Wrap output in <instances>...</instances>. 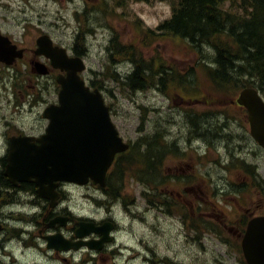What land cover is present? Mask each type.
<instances>
[{
	"label": "clouds",
	"instance_id": "9594fccd",
	"mask_svg": "<svg viewBox=\"0 0 264 264\" xmlns=\"http://www.w3.org/2000/svg\"><path fill=\"white\" fill-rule=\"evenodd\" d=\"M69 8L71 9V5ZM80 10H83L82 5ZM67 15L71 17V10ZM91 15L100 16L101 13ZM90 26L97 28V31L100 30L94 20L90 21ZM104 31L107 34V30ZM67 32L71 41L72 29H68ZM87 40L88 56L94 59L97 42H93L90 35ZM104 43L107 44V40ZM201 47L206 56L217 55L211 45L203 43ZM202 63L213 70L219 67L214 59H203ZM114 69L122 77L130 75L135 70L130 62L117 64ZM45 83L49 92H52L53 81L41 77L39 87L42 89ZM137 95L140 96L142 93L138 91ZM33 100L32 95L26 97L22 106L13 113L11 124L25 135H42L47 128L44 114L48 96L42 91L41 100L35 103ZM156 107L166 105L157 103ZM172 116L176 123L166 125L167 134L163 135V141L168 144L175 141L181 152H188L191 147L200 157L207 156L209 144L205 139L195 137L189 146L187 139L184 138L188 131V126L181 127L184 113L173 112ZM210 120L213 124L227 123V127L223 128L224 133L232 135L233 142L240 146L239 151L230 155L227 140L221 138L215 142L214 151L219 157L220 165L214 166L215 170H211L213 166L210 165L208 176L212 186L217 190V200L222 202L225 193L231 194L227 166L233 156L249 164L255 161L257 178L264 179V148L257 147L255 140L247 134L238 120L228 119L223 113L211 117ZM201 127L207 128L208 124L202 122ZM8 130L7 125L0 123V157L7 152ZM181 133L183 137L180 136ZM254 151L257 152L255 157L252 155ZM51 167L52 165H49V168ZM35 179L38 180L37 177ZM100 183L94 177L89 180V176L84 179L58 178L53 180L52 184L45 183L43 187L50 188L55 185L53 191L56 199L51 207L53 214L66 212L89 230L107 227L105 251L111 253L108 257L110 264H152L154 255L161 260L171 261V264H213L210 249L201 250L196 243L188 241L184 223L179 217L168 216L166 219L160 217L156 207L147 204V201L141 202L139 198L134 203H126L121 197L112 196L106 184L100 187ZM143 191L152 194V189L147 185L143 186ZM37 200L36 193L20 188L9 202L0 203V226L7 225V228L12 230L9 232L0 227V264H95L97 251L87 244L61 250L52 246L49 239L52 233L42 231L36 223L44 212V207L36 202ZM72 236L70 231L63 229L60 231V237L65 241H72Z\"/></svg>",
	"mask_w": 264,
	"mask_h": 264
},
{
	"label": "rangeland",
	"instance_id": "374dc122",
	"mask_svg": "<svg viewBox=\"0 0 264 264\" xmlns=\"http://www.w3.org/2000/svg\"><path fill=\"white\" fill-rule=\"evenodd\" d=\"M161 1L162 0H130L131 4H135L132 6V13H127L124 17L120 18H103L102 15L96 17L91 16L92 20L96 21V23L98 22L97 27L100 30L97 31L96 28V34L92 37L93 42H97V53L94 59H89L90 67L95 65L96 69L100 70L99 63H102L100 62V58L105 56V48L107 45L104 41L107 40L108 43L109 38L112 34H114V30L115 33L117 32L120 35L122 42H125L126 44H135V39L140 36L137 33L134 23V20L138 19L137 16L141 18L146 26L152 28L157 26L163 19L169 18L172 13L171 5L166 1L164 3ZM70 5L71 9L69 8ZM81 5L84 9L86 1L0 0V26L4 29V31L18 38L23 37L25 29H27V38H37L39 33L44 31L54 36V38L65 41L60 43L69 46L73 44L72 40L75 36V32L79 29L75 11L80 9ZM69 10H71V17L67 15ZM117 13L120 14V11ZM68 29H72L71 41L68 39ZM105 29L107 30V34H105ZM162 37L163 39L161 40H158L159 37L157 36L151 35L148 37V43L143 47L147 60L150 61L153 54H159L163 64H167L169 60L170 66L181 69L183 73H185L184 70L192 69L191 67H194V74H191L189 77L195 79L193 86L197 90L189 97L192 98V100H199L203 102L197 103L196 101L195 103H192L191 101H187L185 105L189 107L195 104L197 107V109L194 110L195 113L202 116L205 121L210 120L211 117L217 116V114L213 112L211 113L209 109L216 110L218 107L223 108L224 105L222 104L230 100V98H226L224 96L233 95L235 92L218 94L213 91L206 80V76L196 67L198 59L200 58L197 57V53L193 51L185 42L175 37ZM33 43L34 42H22V44L28 46ZM117 58L119 60L125 59L119 56H117ZM205 58L212 59L213 57L205 55ZM9 72L11 71H8L7 67L0 66V119H5V117L11 118L13 113L17 112L15 110L17 109L16 104L23 103L27 97L25 94L26 89L24 87H17L15 89V79L13 80L8 78ZM106 80L109 82L108 88L111 90V100L109 101L114 109L113 119L118 124L135 125L141 121L142 115H144L150 122L148 131L154 129L155 127H160V130H162L167 128L166 125L176 123L172 116L173 112H183L182 107L172 106V99L157 90L146 91L143 92L142 95L138 96L137 93L133 94L130 91L123 89L122 85L112 82L109 80V77ZM27 83L29 86L32 85L34 87L37 80H28ZM164 90L174 99L173 101L179 103L178 96L180 92L178 89L168 85L164 88ZM212 94L220 95L221 97L213 96ZM55 98H57V96H50V103L55 102ZM208 101L211 102V105H206ZM157 103L162 106L166 105V107H156ZM143 108L146 109L143 110ZM208 111L210 112L206 114ZM234 113L235 111L232 114L234 115ZM237 120L241 124H245L246 122L245 120H242L241 113H239V119ZM202 122L205 123L204 121ZM202 122H198L199 126L195 129L200 130ZM185 125L190 127L186 117H184L181 127H184ZM216 126H219V122H216L215 124L211 122L210 128H215ZM215 131L212 133L207 132L206 138H215L216 136L212 135ZM227 141L229 142L230 147H232L233 137L228 138ZM232 149L235 148L232 147ZM158 215L165 219L167 218L161 214ZM207 246L210 249H214L215 252L219 254H226L225 256H228L230 264H235L237 256L235 254H231L232 252L227 250V247L219 244L218 241H211V238L209 237Z\"/></svg>",
	"mask_w": 264,
	"mask_h": 264
},
{
	"label": "water",
	"instance_id": "95a60500",
	"mask_svg": "<svg viewBox=\"0 0 264 264\" xmlns=\"http://www.w3.org/2000/svg\"><path fill=\"white\" fill-rule=\"evenodd\" d=\"M38 44L37 54L50 57L54 66L68 71V77L58 78L62 85L61 106L46 111L53 122L48 135L40 140L41 146H28L22 155L14 150L12 158L20 162L26 175L37 177L38 184L58 178L84 179L89 176L104 186L107 170L116 153L125 151L128 146L122 143L110 123L101 95L89 93L80 80L78 72L84 68L81 60L69 59L65 50L53 48L47 38H42ZM22 55L21 50L0 35L1 62L12 65ZM37 68L39 73H47L45 66L38 65ZM238 103L249 110L252 135L264 147V100L256 89L248 88L241 92ZM260 224L264 226V219L250 224L244 241L250 264H264V251L260 253L253 241L264 235L259 232Z\"/></svg>",
	"mask_w": 264,
	"mask_h": 264
},
{
	"label": "flooded vegetation",
	"instance_id": "af4514ba",
	"mask_svg": "<svg viewBox=\"0 0 264 264\" xmlns=\"http://www.w3.org/2000/svg\"><path fill=\"white\" fill-rule=\"evenodd\" d=\"M12 38V37H11ZM14 42H22L16 41L12 38ZM37 39H29L26 42H36ZM54 42H58L54 39ZM57 45V44H56ZM25 49V60L28 58V61L32 64L35 61L34 51L35 48L33 47H26L21 46ZM72 54H74L72 52ZM43 60V59H42ZM44 61V60H43ZM44 62L48 63L47 60ZM55 72L58 74L59 72L54 71L52 69L51 74L54 75ZM33 73V71H32ZM2 123L8 126V133H7V152L4 156L0 157V203H7L9 202L15 195V192L20 189H28L32 192L36 193L39 202L44 207L43 214L36 220V223L39 225L40 229L44 232H51L52 235L49 236L50 241L52 242V246H54L57 250L63 249V242L65 241L60 237V231L66 230L70 231L72 236V241L69 242H76L78 240V231L80 225L74 218L68 215L66 212L64 214H53L51 212V207L53 206L56 194L54 192V198H46L43 197L39 191L38 186L34 182H18L17 184H13L10 178L6 175L7 167H8V156H9V149H10V140L13 137L24 136L25 134L17 129L15 126L11 124V120L6 119L2 120ZM208 124L211 125V121H208ZM125 131L128 135H130V130L128 125H125ZM215 126V125H214ZM216 130V131H215ZM141 128H136V134L142 137ZM210 132H214L216 136L213 139H207L205 135L202 133L194 132L193 137H201L207 141L208 144L211 146V153L208 155L207 159H209L212 163H218L217 158L215 157L216 153L214 151L215 142L220 139L223 135V131L218 128H212L208 130ZM45 132V131H44ZM31 137H40L41 135H27ZM125 138L129 139L128 136L124 135ZM187 139L188 144L190 145L192 137H184ZM175 145V144H174ZM139 147H142L139 144ZM232 147L236 148V151H239L240 146L239 144H232ZM178 148V147H177ZM191 148V147H190ZM181 152L178 148L175 158H171L170 161L172 162L170 166L167 167L168 172L170 173L171 182L162 183L159 186H155V193H153L154 198L152 199L153 203H159L158 196L160 192L164 194H168V211L165 209L162 210L163 214L168 213V216H175L179 217L185 226V236H190L189 234V225L191 222H200L202 225L200 226V233H199V245H197L201 250H207L206 247V229L205 224L208 221H215L217 226L223 230H227V233H217L216 236L218 237V242L223 245L222 242H227L231 238L237 241L238 250L240 251L241 241L243 235L245 234V230L247 227L248 222L252 217L257 215L259 210H255V208L264 206V181L262 185H259V193L262 195L260 198L261 205L253 201L252 196L248 193L251 188H247L248 186H256L255 182V161L251 166L243 167L241 171L229 172L228 180L230 181L229 184L231 185V194L234 195L233 201L229 202L224 196L222 198V202L218 201L216 198V189L212 186V183L209 179V176H203L201 172L196 170L199 165L205 164L202 160V157L197 154L192 155V152ZM196 152V150H194ZM255 154V151L252 155ZM241 160V159H240ZM208 175V173L206 174ZM264 180V179H262ZM260 180V182L262 181ZM259 182V183H260ZM107 190L111 193L112 196L121 197L126 203H134L137 198L140 199L141 202L147 201L144 199V191L143 185L141 184H127V183H113L109 184ZM215 191V192H212ZM248 191V192H245ZM213 196V198H212ZM212 199L216 200L214 202V209L212 211L207 210L208 208V201ZM230 205L231 208L225 209V204ZM148 204V203H147ZM158 210V206H155ZM193 212L192 214H190ZM6 231L11 232V229L7 228V225H2ZM228 234V237L227 235ZM230 234V235H229ZM92 237H96L93 239ZM191 237V236H190ZM102 238V235L92 234L88 240H95L98 241ZM188 239V238H187ZM188 241L191 242L190 239ZM232 243V241H231ZM106 243L101 247L100 250L97 251V258L95 260V264H110L108 257L111 256V253L105 251ZM216 253V252H213ZM241 255V253H240ZM235 264H243L238 262L237 260H242L240 258L235 259ZM223 264H230L229 258H226V261H221ZM152 264H171V261L164 259L161 260L157 256H153Z\"/></svg>",
	"mask_w": 264,
	"mask_h": 264
},
{
	"label": "trees",
	"instance_id": "16d2710c",
	"mask_svg": "<svg viewBox=\"0 0 264 264\" xmlns=\"http://www.w3.org/2000/svg\"><path fill=\"white\" fill-rule=\"evenodd\" d=\"M227 2L230 3L228 8ZM162 29L186 42L195 52L203 50V43L216 50L217 55L212 58L219 65L216 70L202 61L197 64V69L207 73V81L213 89L238 92L256 87L264 94V0H177L173 18ZM77 46L83 49V42H77ZM116 51L125 59L135 60L127 47L116 48ZM153 76L137 64L130 75L123 77V84L133 91L146 89L156 82ZM185 79L187 76L171 73L157 82L162 86L166 81L182 84ZM196 118H191L193 128L202 121H195ZM160 149L159 144L153 145L150 141L144 151L138 148L137 153L133 150L134 155L132 151L129 163L142 164L145 170L134 174L143 182H156L158 165L164 155Z\"/></svg>",
	"mask_w": 264,
	"mask_h": 264
}]
</instances>
